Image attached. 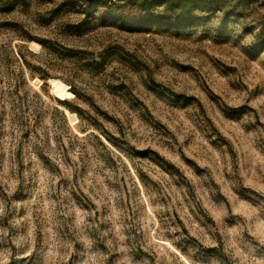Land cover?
Wrapping results in <instances>:
<instances>
[{
    "label": "rangeland",
    "instance_id": "rangeland-1",
    "mask_svg": "<svg viewBox=\"0 0 264 264\" xmlns=\"http://www.w3.org/2000/svg\"><path fill=\"white\" fill-rule=\"evenodd\" d=\"M0 264H264V0H0Z\"/></svg>",
    "mask_w": 264,
    "mask_h": 264
}]
</instances>
